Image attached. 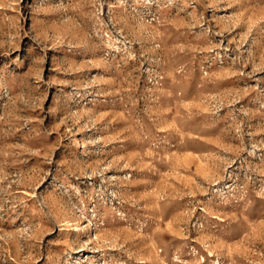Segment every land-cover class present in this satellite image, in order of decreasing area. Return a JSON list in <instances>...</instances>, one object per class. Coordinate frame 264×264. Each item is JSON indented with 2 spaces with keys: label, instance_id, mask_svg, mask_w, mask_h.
<instances>
[{
  "label": "rangeland",
  "instance_id": "1",
  "mask_svg": "<svg viewBox=\"0 0 264 264\" xmlns=\"http://www.w3.org/2000/svg\"><path fill=\"white\" fill-rule=\"evenodd\" d=\"M0 264H264V0H0Z\"/></svg>",
  "mask_w": 264,
  "mask_h": 264
}]
</instances>
